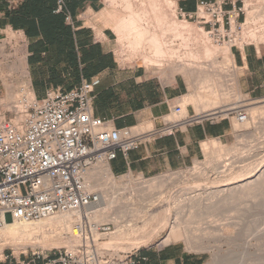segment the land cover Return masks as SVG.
Wrapping results in <instances>:
<instances>
[{
    "label": "built area",
    "instance_id": "1",
    "mask_svg": "<svg viewBox=\"0 0 264 264\" xmlns=\"http://www.w3.org/2000/svg\"><path fill=\"white\" fill-rule=\"evenodd\" d=\"M250 1L254 0H203L195 12L179 10V14L185 20L195 21L220 45L257 48L263 44L257 38L264 29L244 35V29L251 25L246 3ZM55 13L72 23L66 0H57ZM24 44L19 36L17 46ZM100 84V79L95 78L69 92L51 90L41 100L22 88L15 109L23 121L18 124L14 120H0V229L8 222L34 223L63 214L75 218L73 232L68 235L73 240L70 246L52 252H33L28 260L7 264L147 261L138 256L141 249L129 252L104 247L102 242L117 232V226L94 219L102 194L90 173L99 166H108L113 176H124L114 175L111 169L119 154L127 156L145 143L174 135L194 119L180 104L173 107L171 115L157 129L109 128L104 119L93 114L94 93ZM229 108L227 116L241 124L249 121L248 110L239 103ZM221 114L206 118L229 120Z\"/></svg>",
    "mask_w": 264,
    "mask_h": 264
},
{
    "label": "crops",
    "instance_id": "2",
    "mask_svg": "<svg viewBox=\"0 0 264 264\" xmlns=\"http://www.w3.org/2000/svg\"><path fill=\"white\" fill-rule=\"evenodd\" d=\"M200 1L176 3L179 10L193 13ZM66 5L72 23L55 13L57 0H0V41L11 33L24 39V46L18 47L22 81L33 97L41 100L58 89L69 92L98 78L101 84L94 93L93 114L109 128L161 127L173 107L191 95L186 79L176 75L167 80L144 66L123 65L113 48L117 35L104 17V0H66ZM233 58L240 90L251 98H264V42L257 48H236ZM187 104L185 111L194 119L191 124L127 156L119 154L111 163L114 175L153 178L187 169L205 158V143L228 141L233 131L230 121L206 118L209 111L199 114L193 103ZM166 240L138 252L147 258L144 264H207L205 253L191 251L174 237Z\"/></svg>",
    "mask_w": 264,
    "mask_h": 264
},
{
    "label": "rangeland",
    "instance_id": "3",
    "mask_svg": "<svg viewBox=\"0 0 264 264\" xmlns=\"http://www.w3.org/2000/svg\"><path fill=\"white\" fill-rule=\"evenodd\" d=\"M106 1L107 0H105V4H106L105 9L106 10L104 12V17L107 18V20L110 21V17H109L110 14H115L117 16H118V14H126L123 10L124 6H125V2L123 0H118V2H117L118 6L114 5V4L112 5V3H110L109 1H107V2ZM130 1L133 5V9H134L135 13L136 12L137 13L139 12V14L142 13L141 10H142V1L143 0H130ZM170 1L176 2V0H170ZM246 3H247V5L249 4V6H251L250 10L254 11V9L256 8V10H258V11L260 10V12H258V14H256V15H259V17H255V19H253V21L251 20V25H249L248 27H246L244 29V32H245L244 35H246L247 33L250 34L251 30L259 31L261 29H264V0H254V1L246 2ZM172 13H174V12H163L161 15H159V19L163 20V21H161L163 24L162 28L160 27L159 31L162 34L164 33L163 35L165 36L164 39L167 42V45L169 44L168 46L170 48L173 47L172 49H174V47H175V51H178L177 56L179 55L180 58H187V60L190 59L189 61H194V62H202V64L205 63V65H206V63H208L207 68H208V71L212 70L210 73L211 75H213L212 77L215 76L214 74H218V77L215 76V78L213 79V82H209V83L205 82V84L201 78L200 79L202 81L200 82L199 77H193L194 78L193 79L191 75H184V73L176 74V75H182L186 79L188 87H189V92L195 90V92L193 91L191 93H194V94H196L197 92L201 93V94L200 93L196 94V97L198 96L197 99H196V97L194 98V99H196V101H195L196 103H194V99L190 102V103L194 104L193 106L197 110V113L200 114V111H202V112L203 111L204 112L210 111L209 112V114H210L212 112H216L217 108H220L222 110L224 108L228 109L234 103H239L241 106L245 107V109L249 111V109L252 108L253 106H246L247 104H249V103L251 104L253 102L254 103H259V102L264 103V98L254 99V98L249 97L248 95H245V93H243L240 90L239 83H238L239 69L237 68L236 64H232V63L229 64L228 61H226L227 59L225 57V54H223L222 52H217V55H216V52L214 53V55L208 54V55H210V57L212 59H216L218 61V63L220 62L218 65H216L217 67L215 65H213L215 68L214 67L212 68V66L210 65V63H211L210 59L211 58L209 59V56L207 57V55L205 54V50L208 46L206 41H205V38H201V37L196 36V35L188 36L187 29H185V31H183L184 29H178L174 33L172 31H170L168 33L167 27L169 24H171V22H174L177 18H179L180 21L185 20L180 16L179 9L174 14H172ZM165 16L166 17L168 16V17L166 18ZM174 16L175 17L177 16V17L175 18ZM170 17H173V18L169 19ZM186 21L190 24V26L200 27L193 20H186ZM164 27L166 28V30ZM175 33L179 34V36H176ZM262 34H263V32L257 38V41L259 43L263 42V40H262L263 35ZM195 36H196V38H194ZM206 38L207 39L210 38L209 42L211 45L213 44V45H215V47L217 46V48H220L221 45L218 44L217 40L215 38H213L211 35H207ZM18 40H19V35L11 33L7 40L0 41V100H1V102H0V120H3V119H7L9 121L14 120L15 123H17L16 120L23 121V117L21 115H19L20 113H18V111L15 109V106L18 103L19 95L21 93V89L26 87L25 83L22 81L23 65H22V57L20 55L21 53H18L19 52V49L17 46ZM116 40L117 41H116L115 45L113 46V48L115 49V53H116L118 59H120V61L123 65H141V66H144L153 75L162 77V78L167 79V80H170L176 76V75H174L172 77L171 71L169 70L172 64H169L167 62H162L161 66L156 67L151 62L148 63V61H147L148 57L147 56H149V54L146 55V52H144V51L143 52L139 51L140 53L138 52V53L134 54L132 49L127 47V44H123V43L118 42V37H116ZM188 40L191 42H189ZM5 47H7V50H5L6 49ZM229 47H230V50H231V53L233 56V51L236 48H231L230 45H229ZM191 53H192V55H191ZM227 63L229 64V66ZM231 64H232V66H231ZM209 65H210L211 69H209L210 68ZM222 66L224 67V69L221 68ZM225 68H227V69L225 70ZM213 71H214V73H213ZM216 71H218V72H216ZM219 73L224 74L223 75L224 77L222 76L221 81L219 79L221 77L219 75ZM225 73H226V75H225ZM232 76L236 78V83H237V90L235 91L236 93L233 90V92L235 94H233V92H232L233 84H232V81L230 80V79H232L231 78ZM215 79L217 80V82ZM195 80H197V82H198L197 84H196ZM200 83L202 84L201 86H200ZM212 84H213V86H216L220 89L218 90V88L214 87L216 89V90H214ZM192 87L195 89H193ZM191 88H192V90H191ZM224 90L225 91L229 90L230 93L228 91L225 93H227L231 96L226 94L225 97L222 96L223 97L222 98L220 93H222V95H224ZM205 91L207 92L208 96L205 94ZM216 92H219V93H216ZM215 94L216 95L220 94V95L215 96ZM235 95H237V96H235ZM208 97L211 99L210 101H208L209 100ZM228 97H230V98H228ZM233 97H234V99H233ZM205 99H207V101ZM218 99L220 100V102ZM227 99H228V101H227ZM214 100L218 104H216V102ZM202 101H203V103L208 102V103H210V105L209 106H208V104L205 105V103L203 104ZM197 102L199 104L202 103L201 106L203 107V109H201L199 106H197V104H198ZM263 103H260V104L254 105V106H260L261 104L263 105ZM213 104H215V105L213 106ZM185 105L186 104L183 102L182 106L184 108H185ZM203 105H205V106H203ZM196 106H197V108H196ZM207 106L210 108L207 109ZM220 109H218V111ZM211 110H213V111H211ZM13 111L15 113H17L16 116L13 113ZM221 115L225 116L228 114L223 113ZM226 117H229V120H227V121L231 122L233 131H232V134H231L230 138L228 139V141H222L221 142L224 146L225 152L215 154L213 152V149H214V145L212 144L213 142L208 141V143L204 144L205 158L202 161L197 162L193 167H190L187 169H182V170H177V171H173V172H169V173H165V174H162L160 176L153 177V178H144L141 175H136V174H131V173L124 175L122 177L113 176L112 180L111 179L109 181L103 180V181H105L104 183H106V184L103 183V186L97 187L98 190L101 192L103 191L104 193L108 192L107 194L109 197L112 196V197H118L119 199H122L121 202L127 203L129 201L131 204L132 203L137 204L136 205L137 208H142L146 204V203L144 204V198H143L142 192L140 191V189L136 188V186H134L133 184L132 185L128 184V181H133V182L140 181V182L147 184L154 179H163V178L166 179L167 181L165 183L164 188L154 189L150 192L151 196H148V197L152 198V199L157 198L162 191H165L166 194H172L175 190H177L179 188H184V187L192 188V187L196 186L197 184H203L202 183L203 181H199L195 178L196 176L194 174H195L196 170L200 171L206 167H207V169H211V166H214L216 164L215 157L220 156L222 159H225L226 155H228V153L233 155L232 153H234V154L239 153L240 154V153L246 152L247 151L246 147H247L248 143L251 142L252 139L254 140V137H250V138L247 137L246 139H244V138L238 139V137H237V131H239V132H245L248 130H249V132L253 131V126L250 125L248 127V124H251V120H252L251 115L249 116V121L246 124H239L237 122V120L235 118H233L232 116H226ZM236 127L238 128V130H236L237 129ZM146 129H149V128H146ZM259 132H261V134ZM254 134H256V137L259 135H262L260 137H263L264 136V128H262L257 133L254 132ZM228 150L230 152H228ZM226 151L228 152L227 154H226ZM224 155H225V158H223ZM214 159H215V161H214ZM102 187H104L105 191L101 190ZM106 189H108V190H106ZM131 194H132V196H131ZM258 197H256V198L252 197L253 199L250 198L247 200V203L249 204V206L247 205L248 207L244 208V209L248 210V212H250V213L244 212L245 217L240 214V216H243L244 218H248L246 220L244 219L245 222H243V225H245V224L249 225L250 224L249 227H250V232H251V236L249 234L247 237H244V236H246L249 231L243 232L246 234L243 235L244 238H242L241 241H243V239H245V238L252 239V244L254 245V248L251 249V252L255 256L252 254L251 255L247 254V256L244 257L242 247H238L237 248L238 250H236L233 245L230 246L228 244V242L225 241V239L221 236L224 232H225V234L230 235V236L231 235L232 236L237 235L238 229L236 226L235 227L233 226L234 228L225 227L228 230H226L225 228L222 227V224L224 223L223 218L225 216H228L230 218H231V216H229L230 214L232 215V218H236L238 216V218L235 219L236 221L241 218V217H239V215H236V213H237L236 211H234L233 214H232V212L229 214H227V213L224 214L222 212V214H221L220 213L221 211H213L210 213L208 211L205 212V210H202L203 212L201 211V212L197 213L195 210L190 209V207L188 206V207H186V209L184 208L183 211L181 212L183 228H181V230H179V233H178L176 239L178 241L181 240L180 242L187 245L191 251L205 253L207 260H208L207 264H264V197H262L263 199H260ZM256 200H259V201H256ZM253 202L254 203L256 202V203L254 204ZM116 205H118V204H116ZM116 205H114V207H113V209L117 208L116 211L113 212V210L111 209V211L114 213L113 214L110 212L111 216H112L111 218H109V219H104V218L98 219L97 218L101 223H110L111 222L117 226L118 233L114 234L111 238L103 241L102 243H103L104 247L106 244H109V243L114 241V245H115L114 249H117L118 251H129V252L132 251L133 252V251H136L138 249H144L145 247H149V246L154 245V244H161L170 235L171 228L169 226V223H170V220L173 218V214L168 215L167 213H165V209H166L165 207L167 205L163 208L159 207V208L155 209V211H154L155 216L158 215V216H162V217H161V219H157L155 221H152V226L156 227V231L154 230L155 232L151 233L152 235L146 240H142L143 236H141V235H143V234L141 232H138L141 230L140 228L143 227V223L138 222V219H137V223H138L137 227H139L140 230L139 229H138V231L134 230L135 227H133L134 229L131 227H129V228L123 227V226H125L123 224H125V223L127 224V222H128V225H130V223H132V222L129 223V219H128L129 216H127V218H125V217L124 218L123 217L122 218H116L115 214H117V210L119 208H121L124 204L119 203L118 207H116ZM236 206H233V207L235 208ZM231 208H232V206H231ZM170 209L172 212H174L172 209V206H170ZM191 212H193V213L191 214ZM234 214L236 217L234 216ZM237 214H239V213H237ZM169 216H170V218H169ZM165 218H167L166 219L167 221L165 220ZM168 218H169V220H168ZM125 219L127 220V222ZM238 222L242 223V221H239V220H238ZM135 223H136V221H135ZM118 226L119 227L122 226L121 227L122 229L119 228ZM222 228H223V230H221ZM208 231L210 232V233H208V235L210 237L207 236L206 234L203 235L204 233H206ZM133 232H136V233H133ZM220 232H222V234H220ZM43 233L41 231H35V233L31 237H29V238L26 237L25 239L19 240L16 243L15 242L14 243L13 242H11V243L6 242L5 243V241L4 242L2 241L3 243L0 242V264H7L9 261L28 260V259H30L31 254L33 252H38V251H40V252H44V251L45 252H52V251H55V249H62V248H66L69 246V244L65 243L66 241L70 240L69 236L65 235L64 238L61 237V239L58 238L59 239L58 240L57 238L51 239L50 235H48V234L44 235ZM49 234H54V233H49ZM187 234H189V236H191V239H193V241L195 240L194 238H197L196 239L197 241L204 240V243L201 242L204 245L203 248H201V249L200 248H194V246H192L191 242L188 243L187 242ZM213 234H216V235H213ZM203 236H206L207 239L205 240L206 237L203 239ZM199 238H201L202 240ZM116 240H118V241H116ZM115 241L117 243H115ZM241 241H239L238 244L242 243L241 245H244V241L243 242H241ZM144 245H146V246H144ZM205 245L206 246L208 245L210 247H208V246L206 247ZM216 248L217 249L219 248L217 251H219V250L220 251L222 250V251L216 252ZM230 248L234 249V251H235L234 257H232V259H230V261L229 260L222 261V257L227 254V251ZM256 256H258V257L261 256V257H263V259L260 260ZM7 257H9V259H6Z\"/></svg>",
    "mask_w": 264,
    "mask_h": 264
},
{
    "label": "bare ground",
    "instance_id": "4",
    "mask_svg": "<svg viewBox=\"0 0 264 264\" xmlns=\"http://www.w3.org/2000/svg\"><path fill=\"white\" fill-rule=\"evenodd\" d=\"M107 1L112 3V5L114 4V5L118 6V3H117L118 0H107ZM123 1L125 2V6H124L123 10L126 14H118V16L115 14H110V16H109L110 22L112 23V28L118 37L119 43L127 44V47L131 48L134 54L138 53L139 51L140 52H143V51L146 52V55L149 54V56H147L148 57V60H147L148 63L151 62L156 67L161 66L162 62H167L169 64H172L173 66L171 65V67L169 69L171 71L172 77L176 74L184 73V75H191L192 78L193 77H199V79L201 78L204 81V84H205V82L206 83L213 82V79L215 78V76L218 77V74H214L215 76L212 77L213 75L210 74L212 70L208 71V68H207L208 63H206V65H207L206 66L205 63H203L204 64L203 65L202 62L189 61L190 59L187 60V58H180L179 55L177 56L178 51H175V47H174V49H172L173 47L170 48L168 46L169 44L167 45V42L164 39V37H165L163 35L164 33L162 34L159 31V28L160 27L162 28V25H163L161 22L163 20L159 19V15H161L163 12H174L175 13L178 10V6H177L176 2L170 1V0H143L142 1V10H141L142 13L139 14V12L135 13V11L133 9V5H132L130 0H123ZM258 12H260V10L258 11V10H256V8L254 9V11L250 10L249 4L247 5L248 23H250L251 20L253 21V19H255V17H259V15H256V14H258ZM174 13H172V14H174ZM171 18H173V17H170L169 19H171ZM178 29H184L183 31H185V29H187L188 36L196 35V36H199L201 38H205V41L208 45V46L206 45L207 48L205 50V54L207 55V57L209 56V59L211 57L208 54L214 55V53L216 52V55H217V52H222L223 54H225V57L227 59L226 61H228L229 64L230 63L235 64V61L233 59L230 47L228 45H221L220 48H217V46L215 47V45H213V44L211 45L209 42L210 38H208V39L206 38L208 34H206V32L204 31L203 28L197 27V26L196 27L190 26V24L186 20L180 21L179 18H177L174 22H171V24L168 25L167 32L169 33L170 31H172L174 33ZM165 30H166V28H165ZM175 34H176V36H179V34H177V33H175ZM262 35H263L262 40L264 42V32ZM196 36L194 38H196ZM189 42H191V41H189ZM191 55H192V53H191ZM210 60H211L210 65L212 66V68L214 67L213 65L216 66L220 63V62L218 63V61L216 59L211 58ZM229 64H228V66H229ZM232 64H231V66H232ZM210 65H209V67H210ZM221 68L224 69L223 66ZM209 69H211V67ZM226 69L227 68H225V70ZM216 72H218V71H216ZM213 73H214V71H213ZM219 75L221 76L219 78L221 81L222 76L224 74L219 73ZM225 75H226V73H225ZM231 78L232 79H230V80L232 81V84H233L232 92H233V90L235 92L237 90L236 78L233 76ZM201 79H200V82L202 81ZM195 81L197 84L198 83L197 80H195ZM216 82H217V80H216ZM201 85L202 84L200 83V86ZM212 86H213V84H212ZM214 87H216V86H213V88ZM25 88H27V87H25ZM192 88H191V90H192ZM216 88H218V87H216ZM193 89H195V88H193ZM219 89L220 88H218V90ZM214 90H216V89L214 88ZM193 91L195 92V90H193ZM193 91H191V92H193ZM227 91L229 92V90H227ZM227 91L224 90V95H222V93H220L221 97L222 96L225 97V95L227 94L225 92H227ZM219 92H216V93H219ZM234 92H233V94L236 93V92L235 93ZM197 93H200V92H197ZM196 94L191 93V95H189L188 97H186L184 99V103L187 104V103L191 102L196 97ZM205 94L208 96L206 91H205ZM217 95L215 94V96H217ZM227 95H229V94H227ZM237 95H235V96H237ZM229 96H231V95H229ZM197 97H196V99H197ZM228 98H230V97H228ZM196 99H194V103H196L195 102ZM207 99H205V100L207 101ZM233 99H234V97H233ZM210 100L211 99L209 98L208 101H210ZM227 101H228V99H227ZM219 102H220V100H219ZM202 103H203V101H202ZM204 103H205V105H207V104H208V106L210 105V103H208V102H204ZM260 103H263V102H259V103L253 102L251 104L249 103L246 105V106H253L248 111L249 114L251 115V119H252L251 124H248V127L250 125L253 126V131H250V132H249V130L245 131V132L237 131L238 139H243V138L246 139L247 137L248 138L254 137V140L252 139V141L248 143V145L246 147L247 151L240 153V154L239 153L238 154L232 153L233 155H231L228 153V152H230L228 150V152L226 151V154L228 153V155H226V158H225V155L223 157L225 159H222L220 156L215 157L216 164L215 165L213 164L214 166H211V169H207V167H206L200 171L196 170L195 174L193 173L196 177L194 175L193 176L197 180L203 181L202 182L203 184H197L196 186H194L195 185L194 184L193 185L194 187H192V188H187V187L179 188V189L175 190L172 194H166L165 191H162L157 198L152 199V198L148 197V196H151L150 192L154 189L164 188L165 183L167 181L166 179H164V178L163 179H154L147 184L140 182V181H138V182L128 181V184H130V185L133 184L134 186H136V188L140 189V191L142 192V195L144 198V204L146 203L145 205L143 204L144 207L137 208L136 207L137 204H135V203L131 204L129 201L127 203L121 202L122 199H119L118 197H112V196L109 197L107 194L108 192L104 193L103 191L102 192L100 191L102 194V202L96 208L97 210L94 214V219L96 220L97 218L98 219H100V218H104V219L111 218L112 217L111 213H113L117 209V208L113 209L114 205H116V204L119 205V203H123L124 205L121 208H119L117 210V214H115L116 218H122V217L127 218V216H129L128 217L129 223L130 222H132V223H130V225H128V222L125 219L127 224L125 223V224H123L125 226H123V225L122 226L128 227V228L129 227H131V228L135 227V229L134 228L133 229L136 231H138V229H139V227H137V225H138L137 219H138V222L143 223V227L140 228L141 230L139 229L140 231H138V232H141L143 234V235H141V236H143L142 240H146L152 235L151 233L156 231V227L152 226V221H155L157 219H161V217H162V216H158V215L155 216V212H154L155 209H157L159 207L163 208L167 205L165 207L166 208L165 213H167L168 215L173 214V218L171 217L172 219L170 220V223L168 222L171 230H170V235L168 236L166 242H169L173 237L176 238L178 233H179V230H181V228H183L181 212L183 211L184 208L186 209V207H188V206L190 207V209L195 210L197 213L201 212L202 210H205V212L208 211L210 213L213 211H221L220 212L221 214H222V212L224 214L225 213L229 214L232 212V214H233V212L236 211L237 213H239V214H237L235 212L236 215H239V217H241L238 220L242 221V223L238 222V220L237 221L235 220L236 218H238V216L236 217L234 214V216L236 218H232V215L230 214L229 216H231V218L228 216H225L223 218L224 223L222 224V227L223 228H225V227L234 228L236 226L238 229L237 235L236 236H232V235L230 236V235L225 234V232L223 234H222V232H220V234H222L221 236L225 239V241H227L230 246L233 245L236 250H238L237 249L238 247H242L244 257L247 256V254L251 255L252 254L251 249L254 248V245L252 244V239H249V238H245L246 240L243 239L244 245H241L242 243L241 244H238V243H239V241L242 240V238L247 237L249 234L251 236L250 227H249L250 224L249 225L245 224L246 226L243 225V222H245L244 219L245 220L248 219V218H244L245 213L248 212V210L244 209V208H247L249 206V204L247 203V200L250 198L253 199L252 197L256 198L259 196L258 198H260V199H263L262 197H264V136L260 137L262 135L258 134L259 136L256 137V134H254V132L257 133L262 128H264V103H263V105L261 104L260 106H254V105H257ZM201 104L198 103L197 106H199L201 109H203ZM216 104H218V103L216 102ZM205 105H203V106H205ZM214 105L215 104H213V106ZM197 106H196V108H197ZM208 106H207V109L210 108ZM218 109H220V108H218ZM229 110H230V108H228V109L224 108L223 110L220 109L219 111H216L217 113L215 112L213 114L214 115L215 114L217 115L220 113L223 114ZM206 112H208V111H206ZM209 112L205 116H208ZM185 113H187V111H185ZM212 115L210 113L209 116H212ZM225 116H227V115H225ZM16 121L18 124H20L22 122L21 120H16ZM246 123H243V124H246ZM239 124H241V123H239ZM236 130H238V128ZM259 133L261 134V132H259ZM221 142L222 141H214L212 143L214 145L213 152L215 154L225 152L224 146ZM215 159H214V161H215ZM90 178L95 180L96 187H101V186H103V183L105 182L103 180L109 181L110 179L111 180L113 179V174L111 173L108 166H99V167L95 168L90 173ZM104 184H106V183H104ZM104 187H102L101 190H104ZM108 189H106V190H108ZM131 196H132V194H131ZM256 201H259V200H256ZM118 205H116V207H118ZM170 206H172V209L174 212L171 211ZM231 206H232V208H231ZM233 206H236V207L234 208ZM111 209L113 210V212L111 211ZM192 213L193 212H191V214ZM248 213H250V212H248ZM240 214L243 215L244 217L240 216ZM169 218H170V216H169ZM169 218H168V220H169ZM166 219L167 218H165V220ZM74 221H75V218L72 215L63 214V215H58L54 218L44 219V220L34 222V223H21L19 221L8 222L2 229H0V242L5 241V243L6 242H8V243H11V242L14 243L15 242L16 243L19 240L25 239L26 237H28V238L31 237L35 233V231H41L42 233L44 232L43 234L44 235H47V234L50 235L51 239L52 238L53 239H55V238L61 239V237L64 238L65 235L68 236L73 232ZM135 221H136V223H135ZM122 226H120V227L118 226V227L121 228ZM223 228L221 230H223ZM226 230H228V229H226ZM245 231H247V232L249 231V232L246 236L243 237V235L246 234V233H243ZM49 233H54V234H49ZM116 233H118V231L115 232V234ZM133 233H136V232H133ZM208 233H210V232L208 231V232L204 233L203 235L206 234L207 236H209ZM113 235H111V237ZM213 235H216V234H213ZM205 237L206 236H203V239ZM201 238H199V239H201ZM194 239L195 240L193 241V239H191V236H189V234H187V242L188 243L191 242V244H192V246H194V248H200V249L203 248L204 245L201 242L204 243V240L201 239L202 241H197L196 240L197 238H194ZM206 239H207V237L205 238V240ZM116 241H118V240H116ZM116 241H115V243H117ZM243 241H241V242H243ZM65 243L69 244V246H70L73 243V240L70 238V240L66 241ZM114 246H115L114 241L105 245V247L108 249H114ZM208 247H210V246H208ZM218 249L216 248V252L220 251V250L217 251ZM115 250H117V249H115ZM234 253H235L234 249L230 248L227 251V254L222 257V261H227V260L230 261V259H232V257H234ZM252 255H254V254H252ZM258 256H256V257L259 258L260 260L263 259V257H261V256L258 257Z\"/></svg>",
    "mask_w": 264,
    "mask_h": 264
}]
</instances>
